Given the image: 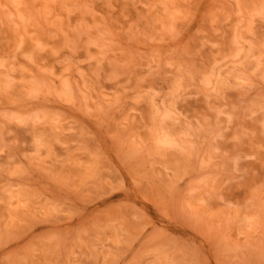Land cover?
<instances>
[{"label":"rangeland","instance_id":"1","mask_svg":"<svg viewBox=\"0 0 264 264\" xmlns=\"http://www.w3.org/2000/svg\"><path fill=\"white\" fill-rule=\"evenodd\" d=\"M0 264H264V0H0Z\"/></svg>","mask_w":264,"mask_h":264}]
</instances>
